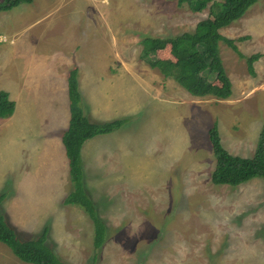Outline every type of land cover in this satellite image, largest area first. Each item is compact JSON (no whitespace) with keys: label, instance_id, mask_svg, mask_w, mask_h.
<instances>
[{"label":"rangeland","instance_id":"obj_1","mask_svg":"<svg viewBox=\"0 0 264 264\" xmlns=\"http://www.w3.org/2000/svg\"><path fill=\"white\" fill-rule=\"evenodd\" d=\"M208 16L209 6L194 12L177 0H33L0 12V90L16 101L0 117V212L21 238L47 228V244L69 264H264V178L214 184L208 135L217 122L230 152H255L264 125V0L220 30L246 36L236 41L245 57L220 41L233 84L227 99L194 96L141 57L144 37L192 32ZM256 53L251 74L246 57ZM158 56L173 58L169 46ZM74 66L90 120L110 121L120 102L133 105L122 126L81 151L86 190L108 228L99 250L87 211L64 204L74 188L61 139ZM0 264L31 263L0 241Z\"/></svg>","mask_w":264,"mask_h":264},{"label":"trees","instance_id":"obj_2","mask_svg":"<svg viewBox=\"0 0 264 264\" xmlns=\"http://www.w3.org/2000/svg\"><path fill=\"white\" fill-rule=\"evenodd\" d=\"M179 5L187 4L194 12L210 7V16L202 19L192 32H183L170 37L146 36L143 39L141 57L151 67L158 68L166 77H173L184 89L194 96H214L227 99L232 93V81L225 69L220 41L226 42L241 57L236 41L246 36L230 38L220 30L240 19L247 10L259 0H177ZM33 0H1L0 12L8 11ZM167 46L173 58H161L160 50ZM260 57L256 53L246 57L248 69L254 74V64ZM68 96L70 119L62 133V142L68 158L73 190L65 197L64 204H77L89 214L94 224V247L99 250L106 242L108 233L105 221L100 217L97 207L86 190L83 174L81 150L83 144L99 134L115 131L127 120L118 118L105 122H94L86 115L81 104L79 89V69L74 66L68 76ZM16 102L7 90H0V117L11 116ZM216 164L211 180L216 185L238 186L253 178H264V125L261 128L257 146L252 156L233 154L223 144L217 122L208 130ZM7 193L0 194V204ZM47 228L37 238L23 239L17 230L0 212V241L6 244L22 261L31 264H69L63 261L47 244Z\"/></svg>","mask_w":264,"mask_h":264},{"label":"crops","instance_id":"obj_3","mask_svg":"<svg viewBox=\"0 0 264 264\" xmlns=\"http://www.w3.org/2000/svg\"><path fill=\"white\" fill-rule=\"evenodd\" d=\"M79 80H80V77H79ZM80 85H81V81H80ZM115 90V89H114ZM115 92H117V91H114V93ZM114 93H112V95H113V97H112V100H109V98H108V102L110 103V104H113L114 106H116V102H115V95H114ZM95 97L96 98H99V99H97V105L98 104H103V102L102 101H100V99H102L101 97H100V92H97V93H95ZM109 97V96H108ZM14 100V99H13ZM16 102V101H15ZM131 103V102H130ZM119 106V108H121V111L119 112V111H115V113H117L118 115L117 116H119V117H112V119L114 120L115 118L116 119H118V118H127V117H129L128 115H132L133 114V105H132V103H131V106H129V104L126 102V101H124V102H120V104H118ZM112 119H110V120H112ZM100 122H105V121H100ZM109 134V133H108ZM102 137V136H101ZM61 139H62V137H61ZM91 139V138H90ZM90 139H88V140H90ZM85 144V143H84ZM83 144V145H84ZM64 145V144H63ZM82 149H83V147H82ZM65 151H66V149H65ZM81 151H83V150H81Z\"/></svg>","mask_w":264,"mask_h":264}]
</instances>
